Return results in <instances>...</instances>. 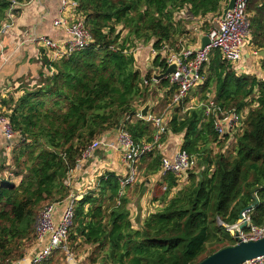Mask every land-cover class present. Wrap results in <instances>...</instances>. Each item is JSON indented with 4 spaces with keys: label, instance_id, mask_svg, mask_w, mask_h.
I'll return each instance as SVG.
<instances>
[{
    "label": "trees",
    "instance_id": "16d2710c",
    "mask_svg": "<svg viewBox=\"0 0 264 264\" xmlns=\"http://www.w3.org/2000/svg\"><path fill=\"white\" fill-rule=\"evenodd\" d=\"M26 1L0 0V27L9 10L15 12ZM75 1L74 20L82 19L90 43L53 61L43 49L45 69L37 82L20 85L17 97L2 99L15 136L10 163H0V264H15L37 252V215L45 205L68 197V177L93 140L104 139L117 127L125 128L137 144L153 139L156 128L137 112L155 99L152 86L167 89L169 97L157 103L161 111L176 87L166 78L152 80L153 70L143 73L137 67L131 51L135 45L149 44L156 51L153 69L164 72L162 47L179 50L180 39L196 19L207 30L227 3ZM246 12L248 47L264 52V0H248ZM259 63L264 72V53ZM201 73L193 96L212 92L223 109H247L241 130L232 137L218 135L212 114L205 116L203 107H187L189 96L173 106L161 141L169 133L182 134L181 148L193 158V167L183 176L161 175L162 151L154 148L136 161L131 184L122 187L125 175L113 172L99 177L75 201L68 232V251L74 258L83 254L82 264H196L235 243L223 224L235 223L249 205L252 224L264 226V79L238 72L219 49L210 52ZM158 173L150 197L158 207L135 227L130 203ZM13 177L20 178L17 184ZM36 264H68L66 251L55 249Z\"/></svg>",
    "mask_w": 264,
    "mask_h": 264
},
{
    "label": "built area",
    "instance_id": "2783aa9c",
    "mask_svg": "<svg viewBox=\"0 0 264 264\" xmlns=\"http://www.w3.org/2000/svg\"><path fill=\"white\" fill-rule=\"evenodd\" d=\"M58 1L60 5L59 15L53 19V24L62 27L68 38L64 40L53 39L47 36L33 38L35 42L42 44V47L46 50V54L52 61L83 49L91 41V35L84 26L82 19L74 20L69 19L66 15L62 16L64 12L71 9L72 16L74 17L76 15L74 9L77 6V2L75 0ZM247 4L248 0H235L233 7L226 12L224 17H222V13L215 17L206 30L205 35L208 37V44L203 48L201 45L197 48L183 46L179 50L169 48L166 45L162 47L160 52L165 55L166 67L170 64H175L174 72L166 76L170 85L176 87L170 98L169 107L181 104L188 97V94L202 83V67L208 60L212 50L219 49L222 57L231 63H236L241 59L245 48L248 47L247 41L249 38ZM10 18H12L11 10L7 13L0 27V33L11 26ZM252 51H254V54H257V50L252 48ZM152 52L156 55L155 50L152 49ZM152 80H154L153 77ZM144 82L148 83L147 80H144ZM198 100L193 106L190 105L188 107H203L205 116L212 114L214 117L213 129L218 135H229V137H232L241 130L243 117L247 109L240 111L235 108L223 109L214 102L212 92H207L203 98H199ZM136 116L145 118L153 123L156 133L151 141H142L137 144L134 142L131 134L122 127L116 132V142L105 141L100 138L93 140L83 150L78 163L90 158L100 146L116 148L120 151L121 160L127 167V172L124 178L120 179V184L122 187L131 184L136 177V161L154 148L161 150V138L167 131L164 112L162 114L147 113L146 117H142L139 110ZM14 136L15 133L8 117L0 113V144L2 140L11 141ZM160 161L159 173L161 175L169 172L183 176L194 165L193 158L181 147L171 155L162 153ZM78 163L76 166H78ZM67 184L70 186L69 179L67 180ZM76 200L79 199L72 193L70 187V193L64 201L45 205L39 211L34 225L37 252L34 255H25L15 264H36L44 260L53 250L59 248L66 251V254L71 257L72 254L68 251L67 247V238L73 222ZM58 205H61L62 209L58 216H56ZM241 215V218H238L235 223L223 224L235 240V243L237 240H256L264 237V226L252 224L248 210L242 211ZM242 223L245 226L240 228ZM263 263L264 256H261L247 260L241 264Z\"/></svg>",
    "mask_w": 264,
    "mask_h": 264
},
{
    "label": "crops",
    "instance_id": "0c3cea01",
    "mask_svg": "<svg viewBox=\"0 0 264 264\" xmlns=\"http://www.w3.org/2000/svg\"><path fill=\"white\" fill-rule=\"evenodd\" d=\"M59 6L58 0H35L22 3L15 12H12V18H10L11 26L0 33V111L2 113L6 111L5 106L2 104V99H8L11 96L17 97L22 93L20 85L28 82L34 84L37 82L39 73L45 69L40 60L41 53L45 49L40 42H35L33 38L40 36H47L58 40L68 38V35L62 27L53 24V19L59 15ZM64 15L68 16L69 19L75 18V16H72L71 9L64 12L62 16ZM201 24L202 21L200 19H196L191 24L192 27L189 32L184 35L186 37L180 39L182 42L181 47L190 46L197 48L201 45V38L206 33V30L201 28ZM132 50L138 61L137 67L143 73H146L148 70H153V76L154 74L161 73L153 69L155 54H153L149 44L137 43ZM261 56L260 51L254 54V51L250 47H246L241 59L235 63L238 72L256 74L264 78V72L260 68L259 63ZM47 57L49 56L47 55ZM152 88L156 90V95L155 99H152L153 102L149 105L148 113H150L149 111L152 114L164 112L165 118L168 119L172 107H169L168 104L165 108L163 107L162 111L157 108V103L160 100L162 101L164 98L169 97L166 93L167 89L159 88L156 85L152 86ZM195 97H192L190 100L191 106L199 101H196L198 97ZM116 139L117 133L115 131L108 133L104 138L105 141L113 142H116ZM182 140V134L169 133L161 142L160 151L164 154L171 155L181 147ZM11 144L12 140H2L0 144V157L6 165L10 163L9 155L12 147ZM106 172L125 175L127 167L122 162L121 153L118 149L100 146L90 158L79 162L78 166L70 173L68 179L72 193L80 199L87 191L92 190L96 186L99 177ZM158 177L159 173L148 178L144 191L139 195L136 194L133 196L130 203V210L132 212V222L135 227H137L138 223L150 211L158 207V204L152 202L150 198L152 188ZM12 180L17 184L20 178L13 177ZM57 209L56 216H58L62 209L61 205H58ZM135 211L138 215L137 221L133 219ZM35 249H37L36 246Z\"/></svg>",
    "mask_w": 264,
    "mask_h": 264
},
{
    "label": "water",
    "instance_id": "95a60500",
    "mask_svg": "<svg viewBox=\"0 0 264 264\" xmlns=\"http://www.w3.org/2000/svg\"><path fill=\"white\" fill-rule=\"evenodd\" d=\"M235 0H227L225 7L222 9V17L230 10L234 5ZM208 44V37L206 35L201 38V47L203 48ZM260 55H263V51H260ZM175 64H170L166 67L165 71L160 74H154L156 80L166 78L169 73L174 72ZM264 79V78H263ZM150 102H146L144 106L141 107L140 113L142 117H146L149 110ZM118 127L114 130L117 132ZM252 205H249L243 208L238 218H241V212L245 210H250ZM218 223L221 222L218 220ZM245 224L242 223L240 228L244 227ZM264 256V237H261L256 240H237L233 245L225 246L220 248L213 253L202 258L196 264H241L247 260H251L256 257Z\"/></svg>",
    "mask_w": 264,
    "mask_h": 264
},
{
    "label": "rangeland",
    "instance_id": "374dc122",
    "mask_svg": "<svg viewBox=\"0 0 264 264\" xmlns=\"http://www.w3.org/2000/svg\"><path fill=\"white\" fill-rule=\"evenodd\" d=\"M29 1V0H28ZM28 1H26V2H28ZM25 3V2H24ZM212 22V21H211ZM210 25V24H209ZM206 30V29H205ZM184 37H186V36H183V38ZM162 73V72H161ZM158 74H160V73H158ZM152 77H153V75H152ZM154 78V77H153ZM154 80H156L155 78H154ZM195 92H194V90H192V93L190 92L189 94H188V96H189V98H188V102H187V105L189 106L190 105V100L192 99V97H194L193 96V94H194ZM196 97H199V95L197 94V96ZM195 97V98H196ZM200 98V97H199ZM199 98H197L196 100H198ZM184 102V101H183ZM182 102V103H183ZM186 105V104H185ZM160 114H162V113H160ZM3 160H2V158L0 157V163L2 162ZM138 217V215H137V213H136V211H135V213H134V217H133V219H134V221L136 220L137 221V218ZM139 218H140V214H139ZM83 254H80L79 256H78V258H74V256L73 255H71V257H70V255H67L66 254V260H67V262H68V264H82L81 263V261H83L82 259H81V256H82Z\"/></svg>",
    "mask_w": 264,
    "mask_h": 264
}]
</instances>
